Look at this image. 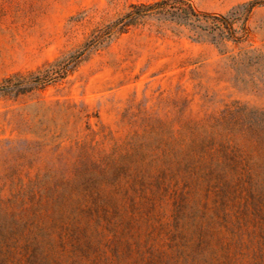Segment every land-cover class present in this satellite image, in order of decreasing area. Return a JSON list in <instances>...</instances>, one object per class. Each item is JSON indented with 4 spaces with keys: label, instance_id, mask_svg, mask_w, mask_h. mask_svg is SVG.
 <instances>
[{
    "label": "rangeland",
    "instance_id": "rangeland-1",
    "mask_svg": "<svg viewBox=\"0 0 264 264\" xmlns=\"http://www.w3.org/2000/svg\"><path fill=\"white\" fill-rule=\"evenodd\" d=\"M155 1L0 0V87L76 49L131 3ZM187 1L209 13L239 6L242 40H226L222 53L149 15L64 77L0 89V264H264V187L231 188L218 211L216 192L199 184L177 216L182 181L153 185L167 165L168 129L195 121L197 134L211 131L228 107L264 112V68L236 71L232 62L246 51L264 58V0ZM237 130L262 158L245 117ZM133 145L129 172L142 177L141 190L127 175L106 181ZM87 176L98 181L92 193Z\"/></svg>",
    "mask_w": 264,
    "mask_h": 264
},
{
    "label": "trees",
    "instance_id": "trees-1",
    "mask_svg": "<svg viewBox=\"0 0 264 264\" xmlns=\"http://www.w3.org/2000/svg\"><path fill=\"white\" fill-rule=\"evenodd\" d=\"M255 2L242 5L250 9ZM237 6L232 11L220 14L197 10L187 0H158L152 3H131L129 8L105 25L94 29L91 34L74 50L64 54L38 69L22 76L18 75L16 81L6 79L7 84L0 89H15L16 92H25L37 89L64 77L74 70L81 62L85 61L90 53L98 49L112 37L124 33L134 24L141 22L146 16L155 15L157 18L173 20L185 25L195 38H208L211 42L223 46L226 40L239 43L245 31L243 25L234 27L239 16L236 15ZM264 58L258 53L248 54L244 52L232 57L236 71L241 67L264 68ZM240 114L243 115L241 119ZM244 117L249 126L257 130L259 135L255 139L257 145L264 144V112L253 111L243 113L242 108L234 106L221 111L218 116L212 118L211 131L202 130L197 134L199 127L195 121H189L186 125L177 129H168L165 139V169L159 171L153 185L162 187L163 179H179L182 181L180 190L174 189V205L177 216L186 206L187 193L199 184L207 190H214L217 195L216 209L222 210L225 204V195L233 187L241 186L249 189L264 187V156L254 158L250 148L238 137L240 120ZM139 145H133L130 153L122 158L112 161V171L106 181L115 183L119 175H127L132 184H139L140 190L145 185L142 177L136 173H130V159ZM264 154V151H263ZM97 179L87 176L82 185L85 190L92 193L98 189ZM48 196L47 191L41 193L40 200ZM59 196H56V198ZM46 200V199H45ZM43 203L36 209L41 208ZM72 234L74 230H71Z\"/></svg>",
    "mask_w": 264,
    "mask_h": 264
}]
</instances>
